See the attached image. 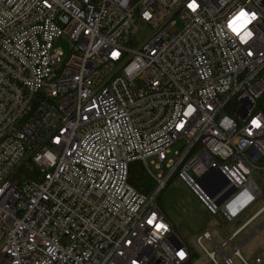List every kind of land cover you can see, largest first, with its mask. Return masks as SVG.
Wrapping results in <instances>:
<instances>
[{"label":"built area","instance_id":"obj_1","mask_svg":"<svg viewBox=\"0 0 264 264\" xmlns=\"http://www.w3.org/2000/svg\"><path fill=\"white\" fill-rule=\"evenodd\" d=\"M192 2L0 0V264H187L157 204L174 176L226 222L262 194L264 0ZM231 238L198 241L248 264Z\"/></svg>","mask_w":264,"mask_h":264},{"label":"rangeland","instance_id":"obj_2","mask_svg":"<svg viewBox=\"0 0 264 264\" xmlns=\"http://www.w3.org/2000/svg\"><path fill=\"white\" fill-rule=\"evenodd\" d=\"M137 25H141L139 21H136ZM142 30H139L135 34H131L133 42L136 46L141 40L138 35ZM66 40L61 38L56 41L55 47L62 50L63 53H67ZM180 146V142L173 146L177 148ZM149 161V159H148ZM150 170L156 174L162 172V169L155 168L152 164H149ZM157 204L162 208L165 215L172 222L176 234L181 240L188 246L189 251L192 254V260L190 264H214L213 260L209 257L207 252L215 250L213 244L205 239L201 242L197 238L208 229L213 226L221 230L211 231V235L217 245H221L224 238L229 236L231 229H235L242 223H244L249 217L256 213L261 207L264 206V187H262V194L257 200L249 206L243 213L234 219L232 222L223 221L219 216L212 215L195 197L189 188H187L176 176H174L161 191L157 198ZM264 223V211H262L250 224L247 232L253 231L258 226ZM231 249V243L222 248L224 253H228ZM244 259L248 264H257L254 261L256 255H259L263 259L264 264V227L259 233L252 238L249 243L241 251ZM215 260H221L220 252H216ZM234 264H243L238 258H234Z\"/></svg>","mask_w":264,"mask_h":264},{"label":"trees","instance_id":"obj_3","mask_svg":"<svg viewBox=\"0 0 264 264\" xmlns=\"http://www.w3.org/2000/svg\"><path fill=\"white\" fill-rule=\"evenodd\" d=\"M128 182L139 192L148 194L154 187L155 182L148 174L140 161H134L129 166ZM161 208V207H160ZM162 209V208H161ZM192 260V258L190 259ZM187 264H190L191 261Z\"/></svg>","mask_w":264,"mask_h":264},{"label":"crops","instance_id":"obj_4","mask_svg":"<svg viewBox=\"0 0 264 264\" xmlns=\"http://www.w3.org/2000/svg\"><path fill=\"white\" fill-rule=\"evenodd\" d=\"M232 222V221H231ZM243 224V223H242ZM241 224V225H242ZM251 224V223H250ZM250 224L249 225H247L246 227H244V229H242V230H240V231H238L237 232V230H238V228L241 226V225H239L238 227H236L235 229H231V233L229 234V236H227V237H232L231 238V240H230V243H231V247L232 246H234V247H238V249H239V253H240V256L242 257V259H244V257H243V255H242V253H241V251H242V249L249 243V241L252 239V238H254L258 233H259V231L264 227V223L262 224V225H260V226H258L257 228H255L253 231H249V232H247V229H248V227L250 226ZM213 230H217V231H219V232H221V230H219L218 228H216V227H212L211 229H208V230H205V231H209L210 232V234H211V231H213ZM204 231V232H205ZM203 232V233H204ZM236 232V234L234 235V233ZM202 233V234H203ZM202 234L200 235V236H202ZM199 236V237H200ZM212 236V235H211ZM198 237V238H199ZM226 237V238H227ZM198 238H197V240H198ZM213 238V237H212ZM214 240V239H213ZM201 242V241H200ZM215 242V241H214ZM230 252V251H229ZM228 252V253H229ZM191 256H192V254H191ZM192 258V257H191ZM236 258V257H235ZM238 258V257H237ZM256 258H259V262L257 263L255 260H256ZM241 262H242V260L240 259V258H238ZM245 260V259H244ZM191 261V260H190ZM246 261V260H245ZM254 261H255V263H257V264H261V263H263V259L259 256V255H256L255 256V258H254ZM247 262V261H246ZM248 263V262H247Z\"/></svg>","mask_w":264,"mask_h":264},{"label":"snow or ice","instance_id":"obj_5","mask_svg":"<svg viewBox=\"0 0 264 264\" xmlns=\"http://www.w3.org/2000/svg\"><path fill=\"white\" fill-rule=\"evenodd\" d=\"M189 8L195 10L197 5L195 3V0H193L192 3H190L188 5ZM255 18V14H251L249 15L246 11L241 10L239 12V14L234 17V19L230 22L229 27L236 33H239L241 29L245 28L249 23H251V20ZM241 21H244L243 23H241ZM251 35V33H249V36ZM242 39H245L244 37H242ZM116 55H118L117 53H113V56L115 57ZM254 126H259V122L256 120L252 121ZM149 223H152V221H149ZM157 227H161L160 225H157ZM180 255L182 256L183 253H180Z\"/></svg>","mask_w":264,"mask_h":264},{"label":"clouds","instance_id":"obj_6","mask_svg":"<svg viewBox=\"0 0 264 264\" xmlns=\"http://www.w3.org/2000/svg\"><path fill=\"white\" fill-rule=\"evenodd\" d=\"M244 21H241V23H243ZM249 37V32H245L244 34V38L247 39Z\"/></svg>","mask_w":264,"mask_h":264}]
</instances>
